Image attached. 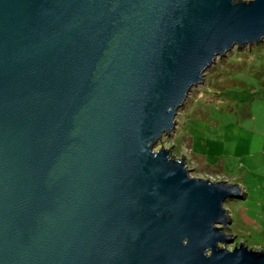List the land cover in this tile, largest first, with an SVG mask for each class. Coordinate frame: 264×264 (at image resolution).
Instances as JSON below:
<instances>
[{
	"label": "water",
	"instance_id": "water-1",
	"mask_svg": "<svg viewBox=\"0 0 264 264\" xmlns=\"http://www.w3.org/2000/svg\"><path fill=\"white\" fill-rule=\"evenodd\" d=\"M262 42L264 0H0V264H264L225 248L241 187L154 151Z\"/></svg>",
	"mask_w": 264,
	"mask_h": 264
},
{
	"label": "rangeland",
	"instance_id": "rangeland-1",
	"mask_svg": "<svg viewBox=\"0 0 264 264\" xmlns=\"http://www.w3.org/2000/svg\"><path fill=\"white\" fill-rule=\"evenodd\" d=\"M250 66L264 69V42L217 58L203 82L189 92L175 117V129L154 148L169 150L176 160L184 158L191 178L242 185L247 197L224 204L232 222L226 233L235 236L225 247L229 251L241 243L264 250V86L257 87V79L244 74L238 78L255 89L250 104L236 106L213 98L226 87L227 72Z\"/></svg>",
	"mask_w": 264,
	"mask_h": 264
},
{
	"label": "trees",
	"instance_id": "trees-1",
	"mask_svg": "<svg viewBox=\"0 0 264 264\" xmlns=\"http://www.w3.org/2000/svg\"><path fill=\"white\" fill-rule=\"evenodd\" d=\"M252 51V50H251ZM243 58L244 56H239ZM244 61V60H243ZM233 65H237L235 62H232ZM253 69V70H252ZM228 73V74H227ZM227 85L233 83L234 81L238 82V85H229L222 87L221 90L215 91L213 98L218 99V101H227L234 105L239 104H250L253 101L255 95V89L253 86H249L240 78V75L248 74L252 75L257 79V87L264 86V69H255V67L250 66L249 70H246L244 67H239L238 70H230V73L227 72ZM218 75V74H217Z\"/></svg>",
	"mask_w": 264,
	"mask_h": 264
},
{
	"label": "crops",
	"instance_id": "crops-1",
	"mask_svg": "<svg viewBox=\"0 0 264 264\" xmlns=\"http://www.w3.org/2000/svg\"><path fill=\"white\" fill-rule=\"evenodd\" d=\"M232 184H237V185H239L240 187H241V190H242V192L244 193V189H243V187H242V185L240 184V183H232ZM247 196H246V194L244 193V199L246 198Z\"/></svg>",
	"mask_w": 264,
	"mask_h": 264
},
{
	"label": "built area",
	"instance_id": "built-area-1",
	"mask_svg": "<svg viewBox=\"0 0 264 264\" xmlns=\"http://www.w3.org/2000/svg\"><path fill=\"white\" fill-rule=\"evenodd\" d=\"M214 182H218V181H214Z\"/></svg>",
	"mask_w": 264,
	"mask_h": 264
}]
</instances>
